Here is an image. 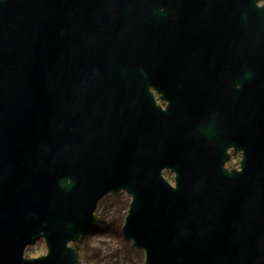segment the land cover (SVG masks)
<instances>
[{"label": "water", "instance_id": "1", "mask_svg": "<svg viewBox=\"0 0 264 264\" xmlns=\"http://www.w3.org/2000/svg\"><path fill=\"white\" fill-rule=\"evenodd\" d=\"M120 190L144 264H264V0H0V264Z\"/></svg>", "mask_w": 264, "mask_h": 264}, {"label": "rangeland", "instance_id": "2", "mask_svg": "<svg viewBox=\"0 0 264 264\" xmlns=\"http://www.w3.org/2000/svg\"><path fill=\"white\" fill-rule=\"evenodd\" d=\"M239 161L240 153L232 154L226 166L237 168ZM164 175L172 180L171 171L165 170ZM129 201L130 194L125 190L106 193L100 199L92 228L72 243L79 264H144V251L121 234ZM45 252V243L39 239L26 247L24 254L33 257Z\"/></svg>", "mask_w": 264, "mask_h": 264}, {"label": "flooded vegetation", "instance_id": "3", "mask_svg": "<svg viewBox=\"0 0 264 264\" xmlns=\"http://www.w3.org/2000/svg\"><path fill=\"white\" fill-rule=\"evenodd\" d=\"M213 35V36H212ZM207 38V37H206ZM226 42L224 37H219L218 33L211 34L210 38L206 39L205 41V49L209 51H217L223 49V44ZM173 47H177V43H173ZM218 71V70H217ZM221 73L219 69L218 73ZM154 96L160 105L164 106L165 102L161 99L160 94L154 92Z\"/></svg>", "mask_w": 264, "mask_h": 264}]
</instances>
